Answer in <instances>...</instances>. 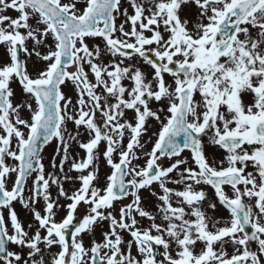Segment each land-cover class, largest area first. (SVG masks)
Listing matches in <instances>:
<instances>
[{
  "label": "snow or ice",
  "instance_id": "snow-or-ice-1",
  "mask_svg": "<svg viewBox=\"0 0 264 264\" xmlns=\"http://www.w3.org/2000/svg\"><path fill=\"white\" fill-rule=\"evenodd\" d=\"M0 50V264H264V0H0Z\"/></svg>",
  "mask_w": 264,
  "mask_h": 264
},
{
  "label": "rangeland",
  "instance_id": "rangeland-1",
  "mask_svg": "<svg viewBox=\"0 0 264 264\" xmlns=\"http://www.w3.org/2000/svg\"><path fill=\"white\" fill-rule=\"evenodd\" d=\"M12 15H15V13H12ZM2 51L3 50H0V54H2ZM30 71H33L34 72V67L32 65H30V68H29ZM17 91V96H16V100L17 102L23 100L25 97L23 96L21 90L19 89V87H17L16 89ZM158 127V125L155 124V122H153V128H152V131H155L156 128ZM53 153V148L52 147H49L45 150V153H44V156H45V162L47 163L49 157L52 155ZM208 153L209 155H213L215 154L217 157H222L223 153H222V150H217L216 148L214 147H211L209 146L208 148ZM82 155V153H81ZM109 172V168L107 167V165L105 164V162L103 161V158L101 157V160H100V178H101V184L103 183V179H104V176L106 173ZM78 186V185H76ZM74 186L71 185V184H66L65 185V188L66 189H72ZM209 195L211 196L213 194V190L211 188H208L207 189ZM53 195H55V192H53ZM148 193H145V196H147ZM62 203H66L65 201H61ZM16 209L18 211V214L21 216L22 219H25V220H30L31 219V214L22 208L21 205L19 204H16ZM208 213L209 215H212L218 219L220 218H227L228 217V213L225 211V209H223L221 206H218V210L213 212L211 209L208 210ZM63 213H61L62 215ZM227 215V216H225ZM59 219V216L57 217ZM100 232V229H97V234H99ZM86 243H87V238H86Z\"/></svg>",
  "mask_w": 264,
  "mask_h": 264
}]
</instances>
